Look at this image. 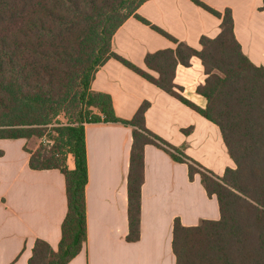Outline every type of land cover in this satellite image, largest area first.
Listing matches in <instances>:
<instances>
[{
  "label": "trees",
  "instance_id": "1",
  "mask_svg": "<svg viewBox=\"0 0 264 264\" xmlns=\"http://www.w3.org/2000/svg\"><path fill=\"white\" fill-rule=\"evenodd\" d=\"M146 1L0 0V139L41 140L35 151L26 149L30 168L58 169L66 183L67 213L58 248L37 240L28 264H69L87 244L85 126L98 123L132 129L128 241L140 239L144 151L153 145L186 164L191 181L199 174L220 207L216 221L186 227L175 219L176 264H264V67L254 65L242 52L230 9L219 12L192 0L221 19L220 34L214 39L203 36L197 50L140 16L138 9ZM131 17L176 45L146 55V67L157 77L112 51L113 36ZM193 57L204 69L205 81L197 93L206 99L205 108L186 99L183 88L174 83L177 66L190 67ZM109 59L216 124L236 167L220 177L149 130L147 102L131 120L119 118L111 96L91 88ZM61 115L66 122H60ZM69 155L73 170L67 166Z\"/></svg>",
  "mask_w": 264,
  "mask_h": 264
},
{
  "label": "crops",
  "instance_id": "2",
  "mask_svg": "<svg viewBox=\"0 0 264 264\" xmlns=\"http://www.w3.org/2000/svg\"><path fill=\"white\" fill-rule=\"evenodd\" d=\"M224 12L230 9L234 35L250 61L264 67L263 0H199ZM138 14L188 46L200 50L203 36L214 39L221 19L192 0H148ZM168 38L134 17L115 33L112 51L154 77L145 65L149 53L175 49ZM205 81L200 59L191 66L178 65L174 83L183 96L205 108L197 93ZM93 91L109 94L115 114L131 120L141 105L149 103L146 127L202 166L222 177L236 167L220 128L195 110L133 72L109 59L92 81ZM185 130H189L185 133ZM89 180L86 187L88 241L69 264H176L173 224L186 227L201 220H219L216 196H209L199 174L189 179L188 166L173 161L153 145L144 151V183L141 188L140 239L127 240L128 174L133 145L130 127L98 123L85 126ZM38 140L0 139V264H28L37 240L57 249L61 225L67 213L66 183L58 169L33 170L30 153ZM27 149V150H26ZM70 170L75 168L71 155Z\"/></svg>",
  "mask_w": 264,
  "mask_h": 264
},
{
  "label": "rangeland",
  "instance_id": "3",
  "mask_svg": "<svg viewBox=\"0 0 264 264\" xmlns=\"http://www.w3.org/2000/svg\"><path fill=\"white\" fill-rule=\"evenodd\" d=\"M58 119L60 120V122H66V119H65V117H64L63 115H61ZM34 139H35V140H38L39 143H40V141H41V140H39V139H37V138H34ZM52 144H54L53 141L50 142L49 147L52 146ZM49 147L47 148L48 150L50 149Z\"/></svg>",
  "mask_w": 264,
  "mask_h": 264
}]
</instances>
